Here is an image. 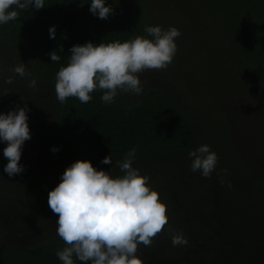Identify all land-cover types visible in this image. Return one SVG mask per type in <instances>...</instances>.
I'll return each instance as SVG.
<instances>
[{
  "label": "trees",
  "instance_id": "trees-1",
  "mask_svg": "<svg viewBox=\"0 0 264 264\" xmlns=\"http://www.w3.org/2000/svg\"><path fill=\"white\" fill-rule=\"evenodd\" d=\"M90 2L13 6L19 18L0 24V113L27 105L31 132L20 160L25 170L13 177L4 172L7 145L0 142V264H63L56 253L66 245L48 192L77 160L123 176L117 161L132 148L133 167L149 177L168 216L152 245L138 246L143 264H171L178 252L169 240L178 233L199 243L197 264H264V0H106L114 9L107 19L94 16ZM174 22L185 28L184 45H177L166 69L139 74L142 94L118 91L111 104L101 100V90L86 104L57 100L56 74L67 66L72 46L152 39L146 26ZM21 63L23 78L13 71ZM33 78L35 88L29 87ZM241 135L255 144L253 166L233 144ZM205 144L218 157L210 178L191 170L188 155ZM109 155L112 164H102ZM193 197L200 200L196 207ZM175 202L183 206L178 214Z\"/></svg>",
  "mask_w": 264,
  "mask_h": 264
},
{
  "label": "clouds",
  "instance_id": "clouds-1",
  "mask_svg": "<svg viewBox=\"0 0 264 264\" xmlns=\"http://www.w3.org/2000/svg\"><path fill=\"white\" fill-rule=\"evenodd\" d=\"M13 6L21 10L45 7L44 0H0V24L19 18ZM89 10L100 19L114 13L110 5L106 6V0H91ZM144 31L152 39L138 35L124 42L98 45L87 42L72 46L67 66L56 74L57 100L63 104L69 97H75L86 104L92 99L91 93L101 90V100L111 104L118 91L142 94L139 74L145 70L166 69L177 51L175 39L181 35L176 27L163 30L160 26H146ZM49 35L56 38L55 26L49 28ZM49 55L52 62L61 59L56 51ZM13 71L21 78L27 74L23 63ZM12 82L11 77L5 80L8 84ZM36 83L33 78L29 87L35 88ZM28 111L25 105L7 114L0 113V142L7 145L3 149L8 160L4 172L9 177L25 170L20 160L25 141L31 139ZM52 151L55 153L58 149ZM135 154L136 149L132 148L122 161H117L124 175L116 178L109 171L97 170L88 160H77L66 168L60 183L48 192V206L58 216L57 235L66 245L56 253L63 264H74V255L79 261H91V264H143L137 256L138 246L150 247L167 225L168 216L166 204L149 186V177L133 167ZM188 155L192 158L191 170L210 178L218 162L210 146L201 145ZM101 163L112 164L111 156L104 157ZM172 243L178 246L188 241L178 233L172 236Z\"/></svg>",
  "mask_w": 264,
  "mask_h": 264
},
{
  "label": "rangeland",
  "instance_id": "rangeland-1",
  "mask_svg": "<svg viewBox=\"0 0 264 264\" xmlns=\"http://www.w3.org/2000/svg\"><path fill=\"white\" fill-rule=\"evenodd\" d=\"M159 18H164V17H160L159 15H153V19L154 20H158ZM172 17H169V19H171ZM170 27H176L179 31L182 32L185 30V28L183 26L179 27V23H171L170 25L167 24L165 26L162 27L163 30H167ZM185 38V36H179L175 39V42H179L177 43V45L181 44L184 45L183 43V39ZM255 135H253L252 139L254 138ZM234 141L233 144L236 145V148L241 150L242 152H244L245 157L247 159V161H249V163L252 164V166L257 163L258 158L257 155L255 153V144L253 142V144H251V142H249L250 144H248L246 142V138H244V136H234ZM199 198L197 197H193V199H191L189 202H194V207L197 206V203L199 202ZM172 210L173 212L177 213L178 212H182L183 210V206L182 204L175 202L172 205ZM186 226L183 225V228H185ZM185 232H188V229H184ZM185 238L187 240H189L190 242H188L186 245H178V246H173V244H171L170 248L171 250L175 253L178 252V255H175V259L172 261L171 264H183L185 260L190 261L193 264H197V262L200 263L201 258H202V250L201 247L199 245V243L196 242V240L193 237H189V236H185ZM169 243H172V239L169 240ZM227 251L231 252V248L227 247L226 248ZM233 255V254H232ZM141 258V257H140ZM188 258V259H187Z\"/></svg>",
  "mask_w": 264,
  "mask_h": 264
}]
</instances>
